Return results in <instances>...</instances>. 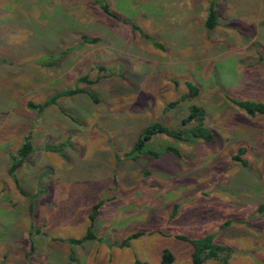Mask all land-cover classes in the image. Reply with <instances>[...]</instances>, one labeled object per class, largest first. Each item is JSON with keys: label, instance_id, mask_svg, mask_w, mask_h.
<instances>
[{"label": "rangeland", "instance_id": "obj_1", "mask_svg": "<svg viewBox=\"0 0 264 264\" xmlns=\"http://www.w3.org/2000/svg\"><path fill=\"white\" fill-rule=\"evenodd\" d=\"M108 2L119 18L95 0H0V264H162L165 249L192 264L178 235L209 233L228 264H264V115L236 103L264 102V0H218L211 31L208 0ZM75 87L99 101L29 104ZM191 104L206 109L215 142L189 136ZM155 121L186 141L157 134L146 149L159 158L124 157ZM28 134L35 149L17 175L31 197L8 173ZM242 146L246 167L233 158ZM101 201L96 238L69 241Z\"/></svg>", "mask_w": 264, "mask_h": 264}, {"label": "trees", "instance_id": "obj_2", "mask_svg": "<svg viewBox=\"0 0 264 264\" xmlns=\"http://www.w3.org/2000/svg\"><path fill=\"white\" fill-rule=\"evenodd\" d=\"M98 7L103 10L108 15L119 18V16L114 13L111 9V6L108 0H95ZM220 24V15L218 10V0H208V12L207 18L205 20V26L208 30H214ZM132 25V24H131ZM134 30H141L138 25H132ZM83 40L85 42H97L99 39L97 37H89L88 35H83ZM42 65H50L54 66L56 64V60L50 61H42L39 60ZM103 69V67H101ZM84 81L87 83H93V80L90 79L88 76H85L80 79V81ZM188 94L187 96L190 98H194L199 93V88L189 82L188 83ZM80 93H88L95 101H99L98 97L92 93L91 91L87 90L84 87H75L69 89L59 90L55 94H52L50 98H47L41 104H34L33 102H29L32 108L38 109V111H43L47 106L52 104L59 103V100L64 96H73ZM236 103L249 115L257 116V115H264V102L261 101H254L250 99H242L236 101ZM206 116L207 112L206 109L198 104H191L189 107L188 114L182 119V124L189 127V136L197 139H201L205 142L213 143L216 140V136L214 131L209 128L206 124ZM157 134H165L173 139L176 140H185V136L181 129L170 127L164 124L161 121H155L153 123L148 124L139 134L135 142L133 143L132 147L129 151H127L124 157L131 158V159H140L144 157L150 158H159L161 156V152L147 150V142L153 138ZM186 141V140H185ZM53 150L58 149L59 147L53 146L50 147ZM34 143L30 134H28L19 147L17 152L12 157V163L8 168V173L16 182V185L19 191L31 197V195L24 189L21 184V181L18 178L17 171L18 169L28 161L31 155L34 152ZM246 147L242 146L239 148L238 152L233 156V158L239 161L243 166H248V160L243 156L246 152ZM165 152H171L175 156H180V151L173 147H168ZM119 162L122 161V157H118ZM102 204V201L95 204L92 208V212L89 215L90 225L88 227L86 235L82 239H74L71 238L69 241L72 243H81L83 241L92 240L96 238L94 233V226L96 222V218L99 214V209ZM140 233H135L132 236H129L125 239L124 243L129 244L130 239L132 237H138ZM178 238L187 241L191 248V260L192 264H204L206 261L210 259L221 260L224 264H228V258L221 257L220 253L223 250H229V248L224 247L218 244L215 240V236L212 233H209L205 236L199 238H190L187 235H178ZM175 260V255L171 249H165L162 253V264H172Z\"/></svg>", "mask_w": 264, "mask_h": 264}]
</instances>
